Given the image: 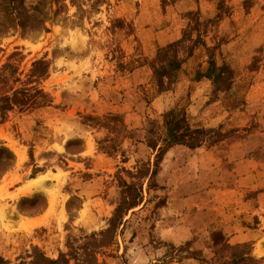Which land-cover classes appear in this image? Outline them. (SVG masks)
Returning a JSON list of instances; mask_svg holds the SVG:
<instances>
[{"label": "rangeland", "instance_id": "rangeland-1", "mask_svg": "<svg viewBox=\"0 0 264 264\" xmlns=\"http://www.w3.org/2000/svg\"><path fill=\"white\" fill-rule=\"evenodd\" d=\"M45 258L264 264V0H0V264Z\"/></svg>", "mask_w": 264, "mask_h": 264}, {"label": "trees", "instance_id": "trees-1", "mask_svg": "<svg viewBox=\"0 0 264 264\" xmlns=\"http://www.w3.org/2000/svg\"><path fill=\"white\" fill-rule=\"evenodd\" d=\"M214 66V64H212ZM209 72L211 74H215V80L218 79H223L224 75L228 72L227 69L225 68V66L220 67L219 69H216L214 67H211V69H209ZM186 120L183 118L182 120L179 119H175L174 117H171L170 121H168V128H167V133L165 138L162 140V142L165 144L166 147H164V149L161 151H164L165 148L169 149L171 148L173 145H177L179 144V142H181L182 140H184L186 137H191L194 138V136L196 137L199 134H203L205 133L204 131H194L191 130L189 125L185 123ZM182 123H185L184 125H182ZM193 140V139H192ZM193 145V143L191 144V146ZM12 154L8 153L6 156V159H12ZM10 163H8L9 165ZM156 166V165H155ZM156 171H154L152 173V175H155ZM122 204H120L117 209L115 210V214L113 219L111 220V228L108 230L107 233H110L114 230L116 221L118 222L117 225L119 224V221H121L122 219ZM119 219V220H118ZM113 229V230H112ZM45 264H53L52 261L48 260V259H44L43 261Z\"/></svg>", "mask_w": 264, "mask_h": 264}, {"label": "bare ground", "instance_id": "bare-ground-1", "mask_svg": "<svg viewBox=\"0 0 264 264\" xmlns=\"http://www.w3.org/2000/svg\"><path fill=\"white\" fill-rule=\"evenodd\" d=\"M41 183H42V180L40 178L39 179H36V180H33L31 182V186L27 190L32 189L33 186L35 188L39 189L40 186H41ZM25 194H27V191L26 190H21L20 193L18 194V196H23Z\"/></svg>", "mask_w": 264, "mask_h": 264}]
</instances>
